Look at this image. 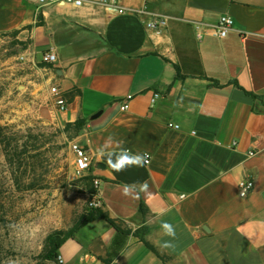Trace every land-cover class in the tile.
I'll use <instances>...</instances> for the list:
<instances>
[{
  "label": "clouds",
  "instance_id": "1",
  "mask_svg": "<svg viewBox=\"0 0 264 264\" xmlns=\"http://www.w3.org/2000/svg\"><path fill=\"white\" fill-rule=\"evenodd\" d=\"M111 140V138H109ZM117 147L119 151H106V147H101L99 150V156L101 158L107 157L106 163L108 167H110L114 172H121L130 166L142 167L148 162V153H132L129 149L123 148L120 145V142H117ZM136 185H125L124 186V194L128 195L130 190H134ZM141 190H146L147 184H143L140 186ZM161 229L163 230V234L175 239L176 232L175 228L172 224L168 222L161 223ZM173 240L165 241L160 246L162 248H172L174 247Z\"/></svg>",
  "mask_w": 264,
  "mask_h": 264
}]
</instances>
